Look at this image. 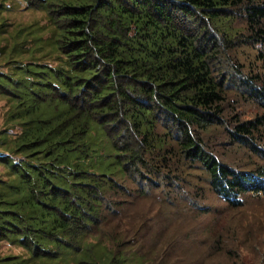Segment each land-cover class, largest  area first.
Returning a JSON list of instances; mask_svg holds the SVG:
<instances>
[{
  "label": "trees",
  "instance_id": "trees-1",
  "mask_svg": "<svg viewBox=\"0 0 264 264\" xmlns=\"http://www.w3.org/2000/svg\"><path fill=\"white\" fill-rule=\"evenodd\" d=\"M25 1L48 16L53 32L34 43L55 63L13 61L0 71L8 120L18 126L1 139L0 240L28 253L0 264H146L121 249L108 255L101 234L174 159L197 162L234 207L243 194H264V167L233 168L202 134L224 121L221 50L237 38L259 45L264 60V1ZM245 83L264 107V87ZM234 121L227 133L243 143L264 113Z\"/></svg>",
  "mask_w": 264,
  "mask_h": 264
},
{
  "label": "rangeland",
  "instance_id": "rangeland-1",
  "mask_svg": "<svg viewBox=\"0 0 264 264\" xmlns=\"http://www.w3.org/2000/svg\"><path fill=\"white\" fill-rule=\"evenodd\" d=\"M49 23L45 11L25 0H0V71L9 73L13 61L55 63L53 51L34 43L36 36L45 40L51 35ZM233 25L244 32L241 18ZM228 45L217 64L219 72L229 73L222 102L224 121L203 132V139L220 161L256 172L264 167V126L243 143L229 137L225 127L232 129L235 117L245 121L264 113L245 83L250 78L264 87V60L259 45L239 44L237 38ZM9 108V100L0 94V152H5L3 137L10 139L18 132L8 120ZM173 162L170 171L159 168L163 172H154L155 176L144 171L152 185H143L146 194L130 197L121 217L104 229L100 247L108 255L113 249L136 254L146 264H264V194H243L238 197L241 204L234 207L211 189L207 172L197 162ZM6 176L7 168L0 163V178ZM16 254L28 255L19 245L0 240V257Z\"/></svg>",
  "mask_w": 264,
  "mask_h": 264
}]
</instances>
